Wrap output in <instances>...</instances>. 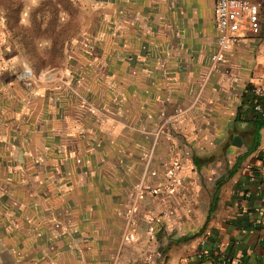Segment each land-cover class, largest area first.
I'll return each mask as SVG.
<instances>
[{"label": "crops", "instance_id": "crops-1", "mask_svg": "<svg viewBox=\"0 0 264 264\" xmlns=\"http://www.w3.org/2000/svg\"><path fill=\"white\" fill-rule=\"evenodd\" d=\"M251 1L261 4L260 34L214 67L215 0H107V104L90 107L91 127L79 110L76 145L44 161L42 238H33L30 261L214 264L197 256L201 232L240 264H264V214L255 223L264 210V127L256 131L245 111L264 74V0ZM175 160L177 188L136 194L138 182H164Z\"/></svg>", "mask_w": 264, "mask_h": 264}, {"label": "rangeland", "instance_id": "rangeland-1", "mask_svg": "<svg viewBox=\"0 0 264 264\" xmlns=\"http://www.w3.org/2000/svg\"><path fill=\"white\" fill-rule=\"evenodd\" d=\"M108 10L107 0H0V264H34L44 161L63 143L76 145L79 110L91 127L90 107L107 104ZM175 161L179 182L169 192L181 183ZM145 224L155 238L154 219Z\"/></svg>", "mask_w": 264, "mask_h": 264}, {"label": "built area", "instance_id": "built-area-1", "mask_svg": "<svg viewBox=\"0 0 264 264\" xmlns=\"http://www.w3.org/2000/svg\"><path fill=\"white\" fill-rule=\"evenodd\" d=\"M260 8L261 4L251 0H215V21L218 30L217 45L215 51L211 54V62L214 67L222 63L225 58V53L235 44H238L247 38L256 37L260 34ZM252 102L254 110L264 115V110L260 101L264 99V74L257 78V82L252 89ZM182 112L176 111V116L181 117ZM178 162L174 161L166 175L169 180L160 182L155 187H143V184L138 186V194L142 195L145 189L153 194H157L164 190H171L174 184L179 182L176 175ZM252 179V178H251ZM258 218L255 223H260V217L264 214L263 209H258ZM131 216V212L126 214ZM207 234H204L200 240V245L205 244ZM219 249V245L217 244ZM201 252L198 251L197 256L200 258ZM221 264H240V258L233 257L232 259L221 257Z\"/></svg>", "mask_w": 264, "mask_h": 264}, {"label": "trees", "instance_id": "trees-1", "mask_svg": "<svg viewBox=\"0 0 264 264\" xmlns=\"http://www.w3.org/2000/svg\"><path fill=\"white\" fill-rule=\"evenodd\" d=\"M263 8H264V2H263ZM253 97H248L247 100V113H250L251 119L253 124L255 125L256 131H258L261 127H264V115H261L259 112L254 110V106L252 104ZM261 106L264 110V101H260ZM241 113V112H240ZM239 113V114H240ZM239 116V115H238ZM252 181H254V184L261 185L263 183L261 176L257 173V171L252 172ZM201 233V232H200ZM200 233L196 234L197 236L200 235ZM187 239V238H186ZM216 238L212 236L211 234L207 236V240L205 244L200 245L198 250L201 252L200 259L201 260H212L214 264H221V257L224 256L225 258L232 259L234 256L231 254H224L222 253L217 245H216Z\"/></svg>", "mask_w": 264, "mask_h": 264}]
</instances>
